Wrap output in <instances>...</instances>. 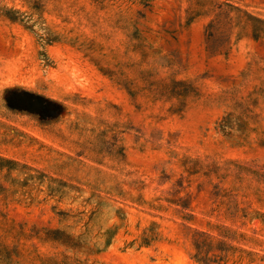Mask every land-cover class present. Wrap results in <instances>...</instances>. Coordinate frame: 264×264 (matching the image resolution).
<instances>
[{
    "label": "rangeland",
    "instance_id": "374dc122",
    "mask_svg": "<svg viewBox=\"0 0 264 264\" xmlns=\"http://www.w3.org/2000/svg\"><path fill=\"white\" fill-rule=\"evenodd\" d=\"M0 264H264V0H0Z\"/></svg>",
    "mask_w": 264,
    "mask_h": 264
}]
</instances>
